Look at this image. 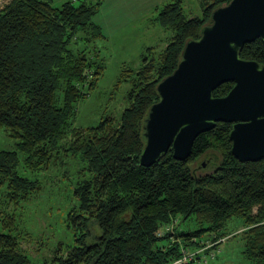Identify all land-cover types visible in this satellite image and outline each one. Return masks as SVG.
<instances>
[{
    "label": "trees",
    "instance_id": "1",
    "mask_svg": "<svg viewBox=\"0 0 264 264\" xmlns=\"http://www.w3.org/2000/svg\"><path fill=\"white\" fill-rule=\"evenodd\" d=\"M100 1L0 3V128L16 138L14 148H0V182L6 180L11 197L37 187L27 171L39 169L61 147L77 101L103 69L95 41L104 33L93 20ZM227 1L200 0L201 13L192 16L182 0L159 5L154 19L172 33L158 61L145 53L138 68H129L132 76L123 78L130 81L129 103L118 123L103 116L63 146L81 158L68 212L77 233L65 252L52 257L54 264H166L181 255V247L198 246L203 231L220 229L233 216L246 225L248 264H264V155L240 160L232 153L231 121L218 120L199 132L183 159L169 148L149 165L139 162L144 117L158 97L156 83L176 66L185 40L199 36L212 9ZM239 54L264 64V41L244 42ZM232 84L222 81L212 92L223 95ZM175 216L191 217L198 226L158 235L159 224ZM89 220L98 232L91 233ZM14 228L12 213L0 217V264H29ZM171 233L180 241L160 245Z\"/></svg>",
    "mask_w": 264,
    "mask_h": 264
},
{
    "label": "rangeland",
    "instance_id": "2",
    "mask_svg": "<svg viewBox=\"0 0 264 264\" xmlns=\"http://www.w3.org/2000/svg\"><path fill=\"white\" fill-rule=\"evenodd\" d=\"M5 0H0L3 3ZM78 2L79 0H75ZM169 1V0H168ZM187 16L201 13L200 0H182ZM59 4L58 2H53ZM117 8V7H115ZM157 10L151 11L148 18L137 19L129 14L116 22L119 28L106 30L104 37L96 39L100 51L99 56L104 66L86 96L76 103L75 118L72 129L60 140L62 144L57 151L53 149L47 163H41L34 172L27 171L28 176L36 177L37 187L31 189L24 197L17 199L7 194L9 186L6 180L0 182V217L4 214L14 216V230L19 246L30 260L29 264H54L53 256L65 252L67 245L74 240L76 228L68 218L71 211L72 188L76 179L80 178L81 158L78 153L64 149L74 138L81 136L84 129L97 122L103 116H109L113 124H117L120 113L129 100L126 90L134 71L146 58L159 60V54L168 42L172 33L169 28L162 27L154 16ZM126 18V19H125ZM151 46L152 50H146ZM127 76V77H126ZM118 77L119 83L116 84ZM16 138L4 127L0 128V148H14ZM198 224L191 217L183 219L175 216L170 222L159 224L158 235L177 230L195 228ZM246 227L242 218L233 216L217 230L203 231L196 237L199 245L181 247L179 257L166 264H248L249 260L243 251V234ZM91 233L98 232L92 220L88 221ZM171 233L169 237L159 240L160 245H167L172 240L180 241V237Z\"/></svg>",
    "mask_w": 264,
    "mask_h": 264
},
{
    "label": "water",
    "instance_id": "3",
    "mask_svg": "<svg viewBox=\"0 0 264 264\" xmlns=\"http://www.w3.org/2000/svg\"><path fill=\"white\" fill-rule=\"evenodd\" d=\"M256 37L264 41V0H228L212 9L199 36L185 40L176 66L156 83L158 97L142 125L141 164H151L169 148L173 157L185 158L195 136L218 120L232 122L236 157L264 155V64L239 54L242 44ZM230 79L225 94H213Z\"/></svg>",
    "mask_w": 264,
    "mask_h": 264
},
{
    "label": "crops",
    "instance_id": "4",
    "mask_svg": "<svg viewBox=\"0 0 264 264\" xmlns=\"http://www.w3.org/2000/svg\"><path fill=\"white\" fill-rule=\"evenodd\" d=\"M58 1L61 2L63 0H53V2ZM167 1L168 0H101L97 11L93 15V20L100 25L102 31L114 30L119 28L120 24L116 22L123 19L122 15L129 14V16H134L137 19L148 18L151 11L157 10L159 5Z\"/></svg>",
    "mask_w": 264,
    "mask_h": 264
}]
</instances>
